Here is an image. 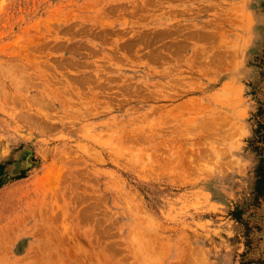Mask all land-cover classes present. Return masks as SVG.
Returning <instances> with one entry per match:
<instances>
[{
    "label": "rangeland",
    "instance_id": "obj_1",
    "mask_svg": "<svg viewBox=\"0 0 264 264\" xmlns=\"http://www.w3.org/2000/svg\"><path fill=\"white\" fill-rule=\"evenodd\" d=\"M0 84V264H264V0H0Z\"/></svg>",
    "mask_w": 264,
    "mask_h": 264
},
{
    "label": "trees",
    "instance_id": "obj_2",
    "mask_svg": "<svg viewBox=\"0 0 264 264\" xmlns=\"http://www.w3.org/2000/svg\"><path fill=\"white\" fill-rule=\"evenodd\" d=\"M258 138L262 140L261 137H258ZM263 174H264V159L261 157L259 159V166L257 167V173H256V175L258 177L257 182H259V183L261 182V178H262Z\"/></svg>",
    "mask_w": 264,
    "mask_h": 264
},
{
    "label": "bare ground",
    "instance_id": "obj_3",
    "mask_svg": "<svg viewBox=\"0 0 264 264\" xmlns=\"http://www.w3.org/2000/svg\"><path fill=\"white\" fill-rule=\"evenodd\" d=\"M177 33V32H176ZM153 57V56H152ZM13 76V75H12ZM27 76V75H26ZM94 76V75H93ZM42 78H44V76L42 77ZM26 79V78H25ZM16 81V80H15ZM29 81V80H28ZM31 82V81H30ZM1 85V84H0ZM19 88V87H18ZM21 89V88H20ZM4 91V90H3ZM5 96H7V95H5ZM12 97V96H11ZM107 98V97H106ZM14 99H15V97H14ZM17 99V98H16ZM40 100H41V98H40ZM27 109V108H26ZM104 112V111H103ZM153 113V112H152ZM37 122V121H36ZM51 129V128H50ZM162 146V145H161ZM154 167V166H153ZM161 170V169H160ZM46 177V176H45ZM53 178V177H52ZM47 179V178H46ZM65 202V201H64ZM66 203V202H65ZM90 216V215H89ZM65 217V216H64Z\"/></svg>",
    "mask_w": 264,
    "mask_h": 264
},
{
    "label": "crops",
    "instance_id": "obj_4",
    "mask_svg": "<svg viewBox=\"0 0 264 264\" xmlns=\"http://www.w3.org/2000/svg\"><path fill=\"white\" fill-rule=\"evenodd\" d=\"M66 202V201H65ZM67 203V202H66Z\"/></svg>",
    "mask_w": 264,
    "mask_h": 264
}]
</instances>
